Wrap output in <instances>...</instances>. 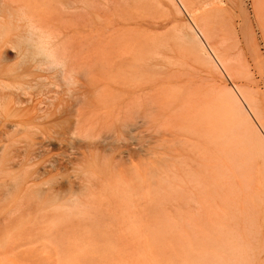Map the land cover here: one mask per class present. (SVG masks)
Returning a JSON list of instances; mask_svg holds the SVG:
<instances>
[{
    "label": "rangeland",
    "instance_id": "obj_1",
    "mask_svg": "<svg viewBox=\"0 0 264 264\" xmlns=\"http://www.w3.org/2000/svg\"><path fill=\"white\" fill-rule=\"evenodd\" d=\"M84 1L52 2L43 25L61 34L82 90L90 55V124L35 119L62 90L35 77L0 116V264H264V158L228 153L203 114L236 85L264 112V0H197L209 44L239 70L231 79L173 38L191 24L176 0Z\"/></svg>",
    "mask_w": 264,
    "mask_h": 264
},
{
    "label": "bare ground",
    "instance_id": "obj_2",
    "mask_svg": "<svg viewBox=\"0 0 264 264\" xmlns=\"http://www.w3.org/2000/svg\"><path fill=\"white\" fill-rule=\"evenodd\" d=\"M73 1L77 0H68V2H66V5H68L70 9L72 8ZM147 1L149 3H152L155 7H158L159 9L164 7V0ZM167 1H169L173 5H175V2L177 1L181 5L183 10L188 14V16L190 17L189 19L191 20V24L188 23L186 30L181 31V29H178V27H175L173 30L172 36L179 43L181 48L185 49L190 55H192L196 49L203 50L206 55L211 56L209 57V59L213 58L212 60L216 64L215 66L218 65V67L229 79H231V77L234 78L233 75H238L239 70L234 69L231 73L227 68L228 64L226 63L224 57L209 44V36L207 30L209 28L205 27L206 24L204 26L200 24V21L198 20L199 17L195 14L194 11L196 8L197 0ZM52 2H54L53 6H55V4L56 6L59 4H65L63 3V0H0V116L4 115L5 113L10 114L11 111L16 109V105L23 104L20 99L15 98V92L13 90L26 91V89H32L31 82L28 79H31V77H35L34 80H37L36 82L42 81L44 83L45 81L51 80L50 83L52 84L50 85L57 86L56 89L62 88L61 91H54L55 96L50 99V103L45 106L46 108H40L41 110L39 111V113L41 112V115L39 117H35V119L44 121L48 118H52V122H58L59 119L56 118L57 115L60 114L72 116L74 113H76V119L71 121L68 127L71 126L72 129H79L80 131L81 128L90 124L93 115V101L91 98L92 74L90 70V55L87 60L88 63H86L87 65L85 67V76L87 77L88 84L86 90L83 89V91V85L80 83V77L78 76L79 74L77 72L78 70H76L78 68V65H76L77 63L73 64V61L71 62L70 58L67 57V48L62 43L63 40H59L61 38V34L59 33V35L53 29L52 30L54 34L50 32L51 28H48L51 26L49 25L48 27V23L46 25L49 31L45 28L46 26L43 25L44 7L45 10H47L48 7L51 8L50 4ZM84 2L87 3L88 6L86 7H88L89 9L91 3H88L91 2V0L89 2L85 0ZM53 6L52 8H54ZM53 11L54 10H52L51 12L53 13ZM215 15L218 14L216 13ZM160 45L161 42L156 45V48H158ZM207 50L210 55L209 53H207ZM13 51H15V53H13ZM157 51L158 50H155V52ZM9 53H13V56L9 57ZM6 80H8V84L5 83ZM46 85H48V87L50 86L49 84ZM235 90L236 93L232 91L228 92L227 94H220L216 100L213 99L214 102L208 101L206 103L205 112L203 113L204 117L209 125L212 126V129H214L215 132H218L220 138L226 145L228 153H230L229 151L231 148H237L235 150L241 151V153H243L245 156L247 155L248 160H250L251 157H254L251 156V154L253 155L254 153V155L256 156L257 152L264 158V139L262 137V135L264 134V112L262 110L261 96L254 90H247L239 85H236ZM66 92L67 94L70 93V95H67ZM66 96L67 98H65ZM81 106H83L86 110L83 113L79 108ZM16 126H18V124H16L14 127ZM261 133L263 134L261 135ZM239 137H241L243 140H241V138L239 139ZM227 144L236 146L233 147L231 145L232 147H230V145L228 146ZM234 149L231 152H234ZM15 187L18 188L17 186ZM72 190L73 189L71 188L70 191ZM23 192L25 193L24 190ZM44 202H46V199ZM68 202V204H62L60 203V199L47 201V203H49L50 205L57 206L55 207L57 211L62 210L65 204L77 209L80 206L78 204V200L76 201L74 198H72V200ZM42 205L43 204H41L40 206L42 207ZM80 210L81 208H79V211ZM68 211L72 213L73 210L70 208ZM29 213H31V211ZM49 213L46 212L45 214ZM24 216H22V219H24ZM19 218L21 219V217ZM258 261V264H262L260 259Z\"/></svg>",
    "mask_w": 264,
    "mask_h": 264
}]
</instances>
